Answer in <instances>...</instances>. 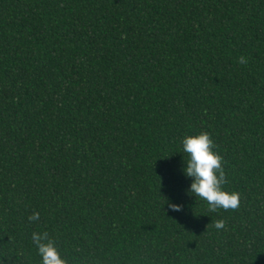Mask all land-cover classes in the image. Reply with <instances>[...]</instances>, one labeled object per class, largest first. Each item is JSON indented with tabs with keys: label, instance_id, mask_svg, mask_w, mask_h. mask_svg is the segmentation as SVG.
<instances>
[{
	"label": "trees",
	"instance_id": "obj_1",
	"mask_svg": "<svg viewBox=\"0 0 264 264\" xmlns=\"http://www.w3.org/2000/svg\"><path fill=\"white\" fill-rule=\"evenodd\" d=\"M200 132L235 211L187 191ZM45 231L66 264H264V0H0V264Z\"/></svg>",
	"mask_w": 264,
	"mask_h": 264
},
{
	"label": "clouds",
	"instance_id": "obj_2",
	"mask_svg": "<svg viewBox=\"0 0 264 264\" xmlns=\"http://www.w3.org/2000/svg\"><path fill=\"white\" fill-rule=\"evenodd\" d=\"M238 63L247 64L248 61L241 56ZM180 144L187 157L183 173L191 178L187 191L205 201L209 212H216L218 209L237 210L240 206V194L223 190L222 186L227 183L226 174L222 167V156L213 151L215 145L211 135L208 132H200L197 135L185 136ZM168 207L172 211H181V206L177 204L169 203ZM39 219V212H33L28 217L32 222ZM213 227L218 230L225 229V221L216 220ZM32 241L42 259V264H66V260L61 258L48 232H33Z\"/></svg>",
	"mask_w": 264,
	"mask_h": 264
}]
</instances>
